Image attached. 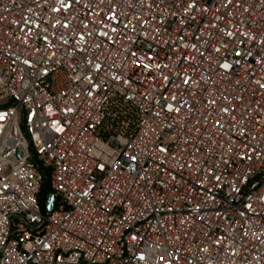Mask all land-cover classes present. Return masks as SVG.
Here are the masks:
<instances>
[{
	"label": "built area",
	"instance_id": "1",
	"mask_svg": "<svg viewBox=\"0 0 264 264\" xmlns=\"http://www.w3.org/2000/svg\"><path fill=\"white\" fill-rule=\"evenodd\" d=\"M0 264H264V0H0Z\"/></svg>",
	"mask_w": 264,
	"mask_h": 264
}]
</instances>
